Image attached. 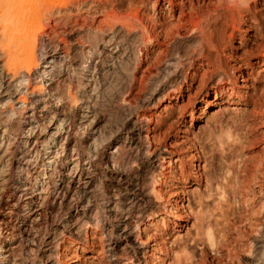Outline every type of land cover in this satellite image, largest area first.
Instances as JSON below:
<instances>
[{
  "label": "bare ground",
  "instance_id": "1",
  "mask_svg": "<svg viewBox=\"0 0 264 264\" xmlns=\"http://www.w3.org/2000/svg\"><path fill=\"white\" fill-rule=\"evenodd\" d=\"M252 1L0 0V264H63L66 248L100 262L102 251L115 257L110 264H143L148 251L166 247L160 240L169 232L155 238L156 245L142 234L153 215L151 197L163 196L157 188L162 162L179 161L175 167L184 176L174 141L158 147L161 113L190 95L195 82L202 98L188 100L202 104L189 109L191 122L214 104L221 110L229 107L225 102L252 105L241 119L217 114L210 147L222 170L214 171L208 192L219 213L214 221L210 206L208 220L202 214L206 238L197 243L228 240L231 195L259 207L251 260L238 264H264V0ZM140 2L163 8L151 14ZM103 94L99 120L94 109ZM161 101L160 114L147 110ZM123 114L121 127L108 131ZM112 145L101 158L100 150ZM198 147L192 156L199 161L206 148L201 155ZM179 190L175 204L186 192ZM88 227L99 231V243L107 236L111 243L88 247L95 233ZM192 251L185 246V261Z\"/></svg>",
  "mask_w": 264,
  "mask_h": 264
},
{
  "label": "rangeland",
  "instance_id": "2",
  "mask_svg": "<svg viewBox=\"0 0 264 264\" xmlns=\"http://www.w3.org/2000/svg\"><path fill=\"white\" fill-rule=\"evenodd\" d=\"M137 1H140V0H137ZM178 1H180V0H178ZM250 2L252 3L253 1L250 0ZM144 3H145V5H144ZM147 4H148V2H140L141 8L150 12L151 14H154L156 7L154 8V10H152L153 8H151L149 6V4L148 5ZM165 4L167 5V2H165ZM252 4H254V3H252ZM145 6H147V7H145ZM156 6H157V8H156L157 9L156 14H157V12L159 10H161V8H163V5L160 3ZM256 6H259L258 8H261L262 5L258 3V5H256ZM123 8H125V9H123ZM126 8L128 9V3L125 4L124 6H122L120 9L126 10ZM244 27H245V25H244ZM239 42H240L239 39L236 40V44H239ZM254 59L255 60H253V61L256 62L257 58L254 57ZM41 63H42V61H40V65H41ZM112 83L113 84H112V87H110V89L112 88L111 91H114L115 90L114 80ZM240 83H242V82L240 81ZM197 85H198V83L195 82L194 87H192L190 90V95L187 96V94L185 92L184 93L185 95L183 97L179 98L178 105H174L172 107H169L167 110L168 113L167 112L161 113V115L163 117V121H164L162 124V127H161V132L163 134L161 136V143L158 142V147H159V145H160V147H163V144L165 142L166 143L168 142V144H169V141L170 142L174 141L173 142V144H175L174 146H178L180 148V149L178 148L179 150L176 151L177 154H181L184 157L183 168H182V170L184 171V176L183 175L180 176V171H179L180 168L175 167L176 162H178L177 166L179 165V161H176L175 163L174 162L168 163L167 160H165L162 162L164 164V167L162 169L158 168L159 171L157 170V172H158L157 174L161 173V176L159 175L161 177V179L157 183V188L162 189L163 196L156 198V200H155L154 196L151 197L152 209L150 212L153 215L150 216L148 218V220L146 221L147 224L150 226L149 229H147L146 232L143 231L142 234L146 238L149 236L148 242L150 244L156 245V241H154L155 238H161L162 233H163V235H164V233H167V232H169V233L167 235H165L166 236L165 238H162V240H160L162 244L166 245V247L163 246L162 248L161 247L156 248V251H154L156 254L154 253L152 255H151V252L148 251V253L146 254L147 262H144L143 264H160L161 262H160L159 255L162 257L165 256V259H166L165 262L161 263V264H169V262H172V261H173L172 262L173 264H178V262L176 261L178 259V257H179V259H182V257H183V259H182L183 264H185V263L186 264H238V262L244 263L246 261L251 260V257H252L251 247L249 246L248 243L250 242L251 239H254L255 237L259 236V235H257V233L254 232L255 229L252 226V224L254 223V220H255L254 217L257 215V212L259 211L258 205L253 204L254 205L253 206L252 204L250 205V203L248 205V203H246L242 200H239L237 203L236 200L231 195H228L229 201L225 202V203L231 202L230 205L232 206V208H233L232 210L235 214L234 216L232 215V220L234 219L232 222L234 224H231L232 223L231 222L230 224L227 225V226L231 225L228 229H226L227 234H228L227 235L228 240L223 241V243H221V241H220V243L216 242L212 245L209 242H207L206 244H203V245L200 243H197V241L201 237L206 238V236H205L206 234H203L204 232H203V228H202V224H201V223H203L202 221L204 220V218L206 217L205 220H208L207 217L209 214L210 215L209 219L214 221V219L217 218V216L215 217V214L217 215L216 212H218V211H216L218 209V208H216L217 205L215 206V204L218 201L214 200V201H217L214 203L213 199L215 198V196L212 195L210 192H208L212 188L214 181H216V179L214 180V178H217L216 172H220L222 170L221 165L218 166V164H217V161H218L217 157H215V158L213 157V156H215L214 151H212V148L210 147L211 141L214 137L213 133L215 131V126L217 124V120L221 119V118L226 119L228 117L230 119H232V117H234V116L237 119L240 117L243 118L244 116L246 117L249 114L248 113L249 110L252 108V105L250 106L249 104H245L243 102H240V103H238V102H236V103L225 102V104L222 103V105L225 106L227 104L229 107H226L227 109L221 110L219 107V104H214V106L212 105L208 109H206V111L201 115V117H199L200 119L197 118V119H194L195 121L192 120V122H191V118L189 115V112H190L189 109L195 105V110H196L202 104V102L201 101L199 102V100L198 101L196 100L194 102H193V100H191V101L188 100L189 96L191 98H195V97L202 98V95H200L199 89L197 88ZM196 93H198L197 96H196ZM212 98H214L213 95H212ZM106 99H107L106 94L101 95V97L98 100V105L94 109L95 111L97 110L96 112H97V117L99 118V120H101L102 117H105L103 104H105ZM163 106L164 105H162V101H161L159 104H156L152 107H149L150 109H148V107H147V110L148 111L151 110L150 112L157 111V113L160 114L159 112ZM166 113H167V115H166ZM244 113H246L247 115L245 114L243 116ZM217 114H218V116L219 115L221 116V114H223L222 115L223 117L221 116V118H220V116H219V118H218ZM168 115L171 117H168ZM231 115H232V117H230ZM126 117H127V114H123V115L115 118L114 122H112L110 124V126L108 127V131L109 130L114 131V130L118 129V127H121L123 122L126 120ZM235 117H234V119H236ZM174 119L176 120V122L178 124L175 122ZM172 120H174V122ZM167 125H169V126H167ZM13 135L16 137L20 136L17 132H15ZM175 140L176 141L178 140V141L176 142ZM192 140H194V141H192ZM203 146L206 148V149H204L206 151V153H204ZM195 147H198L199 149H201V151H200L201 155L204 153V155L202 156L203 158L201 157V160H199V161L197 159H195V156L194 157L192 156V153L194 154V148ZM113 150H115V146H113V145L110 146V148H109V146L106 149L103 148L100 150L101 155H99V156L101 158H103L107 153L112 152ZM202 150H203V152H202ZM210 150L212 151L211 156H210V154H208V153H210V152H208ZM176 152H175V154H176ZM180 152H182V153H180ZM195 153H196V151H195ZM187 154H189V155H187ZM206 154L208 156H210L212 159H210L208 157V159L206 160L205 159ZM191 157H192V159H191ZM176 159H177V155L175 156L174 161ZM205 160H206V162H205ZM207 161L209 163V166H206ZM210 161H213V162L211 163ZM194 163L197 167L194 165ZM211 164L213 165V167H215L214 168L215 170H213V167L211 166ZM216 164H217L218 168L216 167ZM194 167H196V168H194ZM204 169H206V171ZM218 169H219V171H218ZM214 171H216V172H214ZM205 172H206V174H205ZM211 172L212 173L214 172V174L215 173L216 174L214 175ZM177 173H178V175H177ZM200 175H201V177L199 178ZM212 175H213L212 178L208 177V176H212ZM162 176L163 177L165 176V177L163 178ZM162 178H163V181H162ZM246 179L247 180L245 181V183L249 181L250 177L246 178ZM173 184L176 185L177 187L176 186L174 187ZM180 187H184L186 194L185 193L181 194V196L183 195L182 196V198H183L182 203L175 204V198L180 196V193H178V195H177V192H180V190H179ZM174 193H176V194H174ZM211 201H212V203H214L213 207L216 208V210H214L215 213L212 210L213 207H211V204H212ZM162 202H163V204H162ZM209 206H210L211 211L209 210ZM248 206L249 207L252 206V207L249 208ZM163 208H164V210H163ZM157 209H158V211H157ZM49 210H50L49 215L53 217L56 211H54L53 208H51V207ZM152 210L155 212H153ZM203 210H204V212H202ZM207 211H210V213L208 212V214H206ZM60 212H61V209H60ZM211 213H213L212 214L214 217L213 219H211V217H212ZM260 215L259 216L261 217V222L263 223L264 217H262V214H260ZM162 216H164L163 219L161 218ZM182 216H184V217H182ZM202 216H203V220L200 221L202 219ZM109 220H110L111 224H110V222L108 223V227H109L108 229H110V227L112 228V226H110V225H113L112 223L115 221V219L111 217V219H109ZM219 220L221 222L222 219H219ZM174 221H177V223L174 224L173 223ZM143 226H145V224H143L142 227ZM227 226H226V228H227ZM174 228H176V229H174ZM88 229L89 230L94 229L93 231L95 232V228L88 227ZM251 232H252V236H255V237H253V238L251 237ZM110 233H111V231H110ZM99 235H100L99 231H96L93 236L88 237V240L90 243L87 242V246L90 248H95V250L98 249V247L100 248L102 245L108 246L109 242H110L107 239L108 236L106 239L104 237V240H101L104 242L103 243L100 242L101 243L100 244L99 239H98ZM258 239H260V238H258ZM92 240L93 241L95 240V241L93 242ZM164 241H165V243H164ZM186 245H190L192 247V249L194 250V251H192V254H194L193 257H191L192 259H190V260L187 259V261L184 260L185 257H184V255H182L185 252V246ZM167 246L170 248H168ZM107 248L108 247H106V249ZM66 249L67 250H65V251L68 253L69 256L67 255V257L65 256L63 258V264H83V263L84 264H94L95 260H96L97 264H100V263L101 264H110V263H108L110 260L111 261L115 260V257L109 256L110 252L102 253V251H101L98 253L96 251L97 252V254L95 253L96 255L100 256L101 258L103 257L101 259V261H103V262H100L99 260L97 261L98 258H95L93 255L89 254L88 252L78 250L75 254V252H72L70 248H66ZM163 249H164V251H163ZM160 250H161V252H160ZM202 250H204L205 252H203ZM165 253H167V254L165 255ZM156 257H157V259H156Z\"/></svg>",
  "mask_w": 264,
  "mask_h": 264
}]
</instances>
